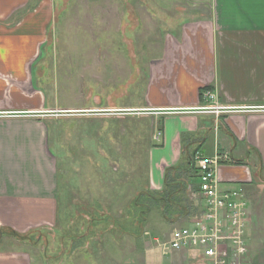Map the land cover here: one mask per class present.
Returning a JSON list of instances; mask_svg holds the SVG:
<instances>
[{"label": "crops", "instance_id": "obj_1", "mask_svg": "<svg viewBox=\"0 0 264 264\" xmlns=\"http://www.w3.org/2000/svg\"><path fill=\"white\" fill-rule=\"evenodd\" d=\"M158 1L176 8L149 62L145 107H136L154 129L146 188L162 191L167 172L197 152H225L232 162L218 168L221 187H240L249 199L264 191V0ZM32 5L0 0V264H51L38 257L34 238L58 216L56 160L39 117L54 107L35 82L55 6ZM205 91L237 111L196 110Z\"/></svg>", "mask_w": 264, "mask_h": 264}, {"label": "rangeland", "instance_id": "obj_2", "mask_svg": "<svg viewBox=\"0 0 264 264\" xmlns=\"http://www.w3.org/2000/svg\"><path fill=\"white\" fill-rule=\"evenodd\" d=\"M50 4L55 13L39 48L35 82L54 107L39 117L56 160L59 205L55 226L35 235L38 257L51 264H210L194 251L164 255L159 247L199 215L171 223L153 211L140 234L129 229L130 202L149 181L154 129L148 112H117L145 107L149 62L173 27L176 5L158 0ZM263 192L249 195L248 264H264Z\"/></svg>", "mask_w": 264, "mask_h": 264}, {"label": "built area", "instance_id": "obj_3", "mask_svg": "<svg viewBox=\"0 0 264 264\" xmlns=\"http://www.w3.org/2000/svg\"><path fill=\"white\" fill-rule=\"evenodd\" d=\"M202 103L196 110L205 114L222 115L237 111L220 105L218 95L212 91L202 94ZM142 112L147 111L132 109L117 113L132 115ZM230 162V155L225 152L213 157H205L199 152L195 154L198 185L189 188V195L201 203V213L188 225L175 229L168 240H155L160 242L164 255L194 251L210 264H248L247 230L251 222V203L242 188L223 189L218 179L219 166Z\"/></svg>", "mask_w": 264, "mask_h": 264}, {"label": "trees", "instance_id": "obj_4", "mask_svg": "<svg viewBox=\"0 0 264 264\" xmlns=\"http://www.w3.org/2000/svg\"><path fill=\"white\" fill-rule=\"evenodd\" d=\"M196 177L197 170L192 158L186 165H180L167 172L162 191L146 188L140 192L130 202V232L140 234L150 221L153 211L158 212L171 223L185 216L192 217V214L200 215L201 207L193 205L188 192L190 187H197V184L192 182V178Z\"/></svg>", "mask_w": 264, "mask_h": 264}]
</instances>
